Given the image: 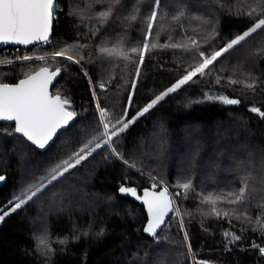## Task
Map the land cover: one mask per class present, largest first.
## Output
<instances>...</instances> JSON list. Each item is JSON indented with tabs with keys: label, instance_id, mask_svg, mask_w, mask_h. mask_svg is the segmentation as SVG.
Wrapping results in <instances>:
<instances>
[{
	"label": "trees",
	"instance_id": "obj_1",
	"mask_svg": "<svg viewBox=\"0 0 264 264\" xmlns=\"http://www.w3.org/2000/svg\"><path fill=\"white\" fill-rule=\"evenodd\" d=\"M185 2L192 13L217 21V40L222 43L221 38H231L251 25L249 18L238 13L255 6L256 0H219V4L214 0ZM125 3L131 5L132 0H125ZM168 3L172 4L173 0ZM90 4L92 11L96 12L98 6L92 4V0H59L61 11L56 12L51 44L28 47V54L50 55L53 46L82 42L91 46L94 39L88 34L86 18L82 21L81 15H69L71 11H79L86 17ZM148 7V0H145L142 10ZM106 30L109 34L119 33V23L113 26L110 19L101 32ZM138 31V25L129 29L131 41L140 39ZM81 36L84 40L80 39ZM254 36L239 52L229 57L219 83L210 77H198L197 83L185 85L177 93L170 94L122 134L118 151L130 164H135V169L110 156L106 159L107 149H102L100 154L71 170L52 189L67 195L53 196L51 192L38 195L0 222V264H157L158 257L154 255L157 246L143 231L147 219L145 208L130 197L120 195L118 189L121 186L130 185L142 191L150 188L156 178L175 196L183 191L178 188V183L188 178L192 179L197 193L201 189L238 187L240 169L237 164L241 161L254 176L264 173V117L250 111L253 106L264 110V54H254L258 48L264 47V34ZM164 40L161 35L160 42ZM216 43L212 41V44ZM85 51L88 49H82L81 54ZM0 53H4L0 57L4 63L16 55L13 52ZM28 63L32 64V70L43 66L41 61ZM48 66L55 67L56 62ZM84 66L93 84L97 76H107L106 70L100 71L99 62ZM234 66L236 71L232 75ZM185 67L170 49L158 47L150 51L141 69L129 118L135 116L155 94L171 86ZM2 71L5 75L0 82L16 83L23 78L21 73L29 69L17 67ZM128 73L122 80L120 70H115L110 90L99 92L101 106L110 110L115 106L117 114L123 109L133 79L131 66ZM241 73H250L259 79L255 92L241 84L228 82L230 75L233 79H240ZM124 80L128 83L125 84ZM52 92H59L71 100L85 130L91 125L96 111L88 80L80 67L71 65L66 72L63 71ZM206 93L227 95L240 99L241 103L227 105L217 100H201ZM79 133V128H73L71 132L58 136L47 150L40 151L23 136L15 134L13 123H0V176H6L0 184V211L14 206L16 198L28 193V186L45 176L54 163L67 159L76 148L74 141ZM256 186L261 187L258 182ZM176 201L181 208L183 230L188 233L191 248L182 242L183 230L173 219L164 235L177 243L168 244L161 237V248L166 255L160 264H198V261L264 264V253L254 247H264V236L261 235L264 216L260 213V208L264 207V191H257L246 209L251 222L237 219L231 213L229 218L204 217L200 209L206 211L207 206L201 205L199 196L194 198L191 192L188 199ZM257 220H260L259 224ZM101 231L103 234L98 235ZM225 231L239 235L240 240L231 241V237L223 235ZM65 238L67 243L61 244ZM41 239L46 241L47 248L40 243Z\"/></svg>",
	"mask_w": 264,
	"mask_h": 264
},
{
	"label": "snow or ice",
	"instance_id": "obj_2",
	"mask_svg": "<svg viewBox=\"0 0 264 264\" xmlns=\"http://www.w3.org/2000/svg\"><path fill=\"white\" fill-rule=\"evenodd\" d=\"M144 3L145 0H132L131 5L126 4L125 0H92V4L98 6L96 12L92 11L90 4L86 17L79 11L69 13L73 16L81 15L82 21L86 18L89 24L88 34L94 39L91 46L87 42L69 46H53L50 55L36 56L19 54L17 49V54L11 61L4 63L0 58V80L5 75L2 69L17 67L29 69L21 73L23 78L16 83L0 82V121H15V133L22 134L41 149L45 148L54 137L71 132L73 128L80 129L74 141L75 150L67 159L54 163L45 176L37 178L35 183L30 184L29 192L18 196L10 211H0V222L21 209L26 203L33 201L38 195L49 192L53 196L67 195V193L54 192L52 189L58 186L61 178L66 174H70L71 170L77 169L95 154H100L102 149H107L106 159L110 156L126 167L135 169V164H130L124 154L118 151L117 145L122 134L139 117L144 116L170 94L177 93L185 85L197 83L198 77L201 79L210 77L219 83L223 79L221 73L225 71L224 65L229 57L239 52L250 38L254 39V34H264V0H256L255 6H250L249 10L238 13L249 18L251 25L231 38H221L222 43L217 40L219 37L216 29L217 21L192 13L185 0H173L172 4H169L168 0H148L149 7L142 10ZM214 3L219 4V0H214ZM60 11L59 0H0V45H50L53 23L57 19L54 13ZM110 19L113 26L119 23V33L109 34L107 30L101 32V28ZM193 21L196 22L195 26ZM133 25L139 26L140 39L137 41L130 40L129 29ZM161 35L165 38L163 43L160 42ZM80 39L84 40V37L81 36ZM212 41L217 43L212 44ZM204 45L209 46L204 47ZM158 47L172 50L177 59L186 65L184 72L171 86L155 94L144 107L137 111L135 116L129 118V111L134 106L133 96L141 78L145 59L150 51ZM82 49H88V51L82 55ZM254 54H264V47L258 48ZM3 55L4 53H0V57ZM35 61L43 62V66L32 70V64L28 62ZM53 62H56V66L49 67L48 65ZM97 62L100 64V71H107V76H97L93 84L92 77L84 65ZM71 65L80 67V71L88 80L93 97L96 116L86 130L81 126L78 112L72 108L71 100L59 92L49 91L53 81L61 77L62 70L66 72ZM129 66L132 68L133 76L131 89L123 109L117 114L115 106H112V110L101 106L99 92L106 93L110 90V81L115 77L116 69L120 70V79L123 80L129 74ZM235 71L234 66L232 75ZM228 82L232 85L241 84L243 88L252 92L256 91L260 83L259 79L250 73H241L240 79H233L230 75ZM124 83L127 84L128 81L124 80ZM206 99L217 100L227 105L241 103L240 99L230 98L227 95H209ZM250 111L264 117V110L259 107L253 106ZM237 167L240 169L238 187H216L207 191L201 189L197 193L192 179L188 178L178 183V188L183 191L175 193L176 199H188V194L191 192L194 198L199 196L201 205L207 206L206 211L200 209L202 216H214L221 219L229 218L231 213L237 219L244 218L251 222L252 218L248 216L246 209L255 193L264 191V173L259 177L254 176L244 167L242 161L238 162ZM4 179L5 177L0 176V181ZM256 182L261 186L259 189ZM157 183L153 182L150 189H143L142 195H138L137 189L130 186H121L118 191L142 201L146 206L149 219L143 231L150 235L153 244L157 246L154 255L158 257L157 264H160L166 255L161 248V237L168 244L177 243L164 233L172 226L173 219L183 230L184 219L181 208L170 198L168 187L156 191ZM225 205L228 207L225 208ZM169 213H174V217H169L166 221L165 217ZM260 213L264 216V207L260 208ZM256 223L259 224L260 220ZM102 234V231L98 233V235ZM223 235L231 237V241H239L241 238L228 231H225ZM261 235L264 236V229ZM182 242L187 248H191L186 230H183ZM40 243L47 248L44 239H41ZM60 243H67V238ZM254 247H258V250L264 253V247L256 245ZM198 264H209V262L198 261Z\"/></svg>",
	"mask_w": 264,
	"mask_h": 264
},
{
	"label": "water",
	"instance_id": "obj_3",
	"mask_svg": "<svg viewBox=\"0 0 264 264\" xmlns=\"http://www.w3.org/2000/svg\"><path fill=\"white\" fill-rule=\"evenodd\" d=\"M54 15L56 16V13H54ZM54 22H55V20H54ZM53 28H54V23H53ZM52 35H53V32H52ZM38 45V44H37ZM10 46H23V45H11V44H9V45H0V50L1 49H3V48H5V47H10ZM36 46V45H35ZM23 47H34V46H23ZM62 74H63V71H62V73H61V76H62ZM61 77H58L56 80H54L53 81V85H51L50 86V89H49V91L50 92H52V87L54 86V84L60 79ZM0 123H13L14 124V126H15V121H0ZM15 132V131H14ZM15 134H17V135H20V136H23L22 134H18V133H15ZM26 140H27V138L26 137H24ZM57 137H54L53 138V140L52 141H50L46 146H45V148H43V149H41V148H39V146H37V145H34L31 141H28V142H30L32 145H34L37 149H39L40 151H45V150H47L52 144H53V142L55 141V139H56ZM3 177H5V179L3 180V181H0V184L1 183H3L5 180H6V176L5 175H3ZM123 186H130V185H123ZM130 187H134V186H130ZM163 187H166L165 185H163L159 190L158 189H156V191H161L162 189H163ZM146 188H149V187H146ZM143 189H145V188H143ZM143 189H142V191H139L138 189H137V193H138V195H142V192H143ZM150 189V188H149ZM120 193V192H119ZM120 195H122V196H126V197H130L131 199H133L134 201H136L137 203H139V204H141V205H143V203H142V201H138V200H136L134 197H131L130 195H127V194H122V193H120ZM169 196H170V198H172L173 199V202L175 201L174 200V198H173V196H172V194H171V192L169 191ZM175 204V203H174ZM144 206V208H145V211H146V214H147V219H146V222H145V225H144V228L147 226V222H148V219H149V217H148V213H147V208H146V206L145 205H143ZM173 213H169L168 214V216H166L165 217V220L167 221L168 219H169V217H171V215H172ZM143 228V229H144ZM145 233V232H144ZM146 235H148V236H150L149 234H147V233H145Z\"/></svg>",
	"mask_w": 264,
	"mask_h": 264
},
{
	"label": "built area",
	"instance_id": "obj_4",
	"mask_svg": "<svg viewBox=\"0 0 264 264\" xmlns=\"http://www.w3.org/2000/svg\"><path fill=\"white\" fill-rule=\"evenodd\" d=\"M19 50V53H25V51L27 50V47H23V46H10V47H5L3 49H1L0 51H4V52H13L16 53V50ZM119 184V182H117ZM157 189V188H156Z\"/></svg>",
	"mask_w": 264,
	"mask_h": 264
},
{
	"label": "rangeland",
	"instance_id": "obj_5",
	"mask_svg": "<svg viewBox=\"0 0 264 264\" xmlns=\"http://www.w3.org/2000/svg\"><path fill=\"white\" fill-rule=\"evenodd\" d=\"M35 47V46H34ZM23 54H28V52H27V50L25 51V53H23ZM29 55V54H28ZM33 56H36V55H33ZM209 95H215V94H212V93H206L204 96H203V98H201V100L203 99L204 101L205 100H207L206 99V97L207 96H209ZM153 182H158L157 183V188L159 187V186H163V185H165L163 182H161V181H159L158 179H156V178H153V181H152V183ZM166 186V185H165ZM172 194V193H171ZM172 196H173V198H174V203L177 205V201H176V199H175V196L172 194ZM10 209L11 208H9V209H7L8 211H10ZM172 216V215H171Z\"/></svg>",
	"mask_w": 264,
	"mask_h": 264
}]
</instances>
